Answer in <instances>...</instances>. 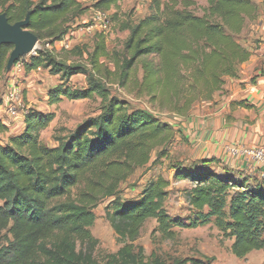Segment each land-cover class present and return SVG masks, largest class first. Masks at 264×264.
Returning <instances> with one entry per match:
<instances>
[{"label": "trees", "instance_id": "obj_1", "mask_svg": "<svg viewBox=\"0 0 264 264\" xmlns=\"http://www.w3.org/2000/svg\"><path fill=\"white\" fill-rule=\"evenodd\" d=\"M120 1L94 0L91 8L108 11ZM191 5L190 0H168L161 9L157 2L154 15L122 24L120 30L128 35L120 52H109L104 34L97 33L91 48L75 46L59 57L52 46L65 39L70 25L89 6L79 0H0V14L9 23L29 14L27 29L38 43L51 47L36 51L25 64L26 72L43 69L59 78L48 92V103L100 101L98 115L55 137L56 146L41 141L54 114L34 109L24 114L21 133L0 143V241L4 233L8 236L6 245H0V264H163L156 257L146 259L143 248L134 245L150 219L165 239H173L175 229H196L213 221L232 239L231 253L238 259L264 250V179H238L216 158L169 167L172 180L190 184L183 199L193 213L186 218L166 212L170 182L162 176L150 181L137 200L124 203L118 198L121 184L137 169L170 157L178 132L131 108L107 85L185 118L196 103L213 101L226 79H236L239 67L251 57L238 37L257 19L253 1L207 0L202 16L188 11ZM12 49L0 48V85ZM76 75L84 77V88L69 85ZM231 107L248 106L233 102ZM7 131L0 122V134ZM103 201H108L105 219L122 246L99 263L89 228L95 221L93 211ZM171 264L207 263L186 258Z\"/></svg>", "mask_w": 264, "mask_h": 264}, {"label": "rangeland", "instance_id": "obj_2", "mask_svg": "<svg viewBox=\"0 0 264 264\" xmlns=\"http://www.w3.org/2000/svg\"><path fill=\"white\" fill-rule=\"evenodd\" d=\"M79 1L82 5L89 6V10L70 25V31L63 41L52 46L54 53L59 57L66 56L65 52L75 46L91 48L94 35L97 33L104 34L109 52L122 51L123 42L128 33L121 31L120 26L128 21L134 24L154 15L156 13V3L159 2L162 9L163 4L168 0H122L116 8L100 11L105 15L103 21L96 19L98 11L91 8L94 0ZM176 1L181 2V0ZM253 1L259 3L260 0ZM190 2L192 5L187 10L196 16H202L204 9L207 8V0H190ZM178 8L182 9L181 4ZM251 30L250 22L246 24L243 32L238 37L243 45L250 46L253 44L250 37ZM43 48L51 49L48 44L37 43L33 53L20 59L9 71H6L2 78L0 85V98L2 100L0 122L8 128L6 133L0 134V143L2 144H5L9 136L21 133L24 128V114L29 109H34L43 114H54L53 121L41 133V141L47 147L56 146L55 137L65 135L80 123L96 117L99 113L100 101L97 98L79 101L62 99L60 103L55 105L48 103V92L59 84V78L51 76L48 71L43 69L31 72L25 70V64L30 57ZM74 60L72 57L69 58V61ZM147 60L153 61L155 59L148 58ZM102 61L105 64L107 63L104 60ZM69 85L72 88H84V77L82 75L73 76ZM107 87L113 96L126 102L133 109H140L167 123L173 124L179 121L174 114L159 111L157 105L149 103L146 97H137L135 94H131L115 85H107ZM218 95L221 96L220 93L215 94L211 102L196 103L192 106L190 112L193 108L201 112L207 106L217 105ZM169 155L168 159H163L160 163L137 169L125 183L121 184L118 196L120 201L127 203L137 200L150 181L162 176L170 182L168 196L164 203L166 212L173 218L190 216L193 211L185 204L183 199V190L190 187V184L187 181L176 182L172 180L173 172L169 170V167L176 163L189 164L191 149L183 139L178 141L175 139L172 146H170ZM154 158L155 154L153 153L151 160L153 161ZM107 203L108 201L99 203L93 211L95 221L93 226L89 228L91 236L97 242L93 256L99 263L105 262L108 256L115 254L122 246L105 219L104 207ZM6 238L8 236L4 233L0 241L1 246L6 245ZM134 245L143 248L146 259L156 257L163 264H171L174 260L186 258L197 259L207 264L264 263V250L253 251L242 259L234 257L231 253L232 239L225 237L215 227L213 221L196 229H175L173 239H165L156 231L155 220L150 219L143 224ZM208 260L210 261L208 262Z\"/></svg>", "mask_w": 264, "mask_h": 264}, {"label": "crops", "instance_id": "obj_3", "mask_svg": "<svg viewBox=\"0 0 264 264\" xmlns=\"http://www.w3.org/2000/svg\"><path fill=\"white\" fill-rule=\"evenodd\" d=\"M254 4L258 14L251 22L253 44L244 45L251 57L239 67L237 78L226 79L217 105L201 112L193 108L187 117L169 123L178 132L175 139H183L191 149L190 163L216 158L226 173L249 182L264 179V166L244 153L264 148V0ZM233 102L248 107L232 108Z\"/></svg>", "mask_w": 264, "mask_h": 264}, {"label": "water", "instance_id": "obj_4", "mask_svg": "<svg viewBox=\"0 0 264 264\" xmlns=\"http://www.w3.org/2000/svg\"><path fill=\"white\" fill-rule=\"evenodd\" d=\"M28 21L29 14L24 20L13 24L8 22L4 14H0V48L4 45L13 46L6 63V71L35 50L38 39L27 29Z\"/></svg>", "mask_w": 264, "mask_h": 264}, {"label": "built area", "instance_id": "obj_5", "mask_svg": "<svg viewBox=\"0 0 264 264\" xmlns=\"http://www.w3.org/2000/svg\"><path fill=\"white\" fill-rule=\"evenodd\" d=\"M96 19L98 21H103L105 20V15L102 12L98 11L96 14ZM244 153H246L247 155L252 157L256 162L264 166V148L248 149L245 150Z\"/></svg>", "mask_w": 264, "mask_h": 264}]
</instances>
